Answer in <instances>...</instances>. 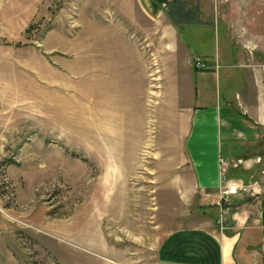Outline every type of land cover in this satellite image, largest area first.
<instances>
[{
  "label": "rangeland",
  "instance_id": "rangeland-1",
  "mask_svg": "<svg viewBox=\"0 0 264 264\" xmlns=\"http://www.w3.org/2000/svg\"><path fill=\"white\" fill-rule=\"evenodd\" d=\"M137 23L135 0H0V264H155L168 231L198 223L189 176L146 143L148 94L140 143L123 141L135 116L102 105L118 89L103 27L137 41Z\"/></svg>",
  "mask_w": 264,
  "mask_h": 264
},
{
  "label": "crops",
  "instance_id": "crops-1",
  "mask_svg": "<svg viewBox=\"0 0 264 264\" xmlns=\"http://www.w3.org/2000/svg\"><path fill=\"white\" fill-rule=\"evenodd\" d=\"M135 2L148 22L131 24L147 32L142 40L118 25L103 27L112 35L104 42L117 45L99 68L114 65L118 89L102 105L115 106L121 120L124 110L132 113L137 131L123 141L137 132L140 143L147 93L146 143L164 160L163 170L187 173L190 187L178 184L201 202L196 225L162 237L155 264H264V0ZM145 46L158 49L145 57ZM194 57L205 68L194 67ZM227 184L239 191L221 207L219 190ZM214 211L224 216L220 226Z\"/></svg>",
  "mask_w": 264,
  "mask_h": 264
},
{
  "label": "built area",
  "instance_id": "built-area-1",
  "mask_svg": "<svg viewBox=\"0 0 264 264\" xmlns=\"http://www.w3.org/2000/svg\"><path fill=\"white\" fill-rule=\"evenodd\" d=\"M192 63L194 65V67L198 68V69H203L205 68V63L202 60L201 57H194L192 59ZM239 163H241V160H239ZM220 164L222 165H226V160H220ZM239 187L236 186L235 184H227L226 186H222V188H220L219 192V204L221 207H223V204H228V200H229V196L230 195H235L238 194V190Z\"/></svg>",
  "mask_w": 264,
  "mask_h": 264
}]
</instances>
